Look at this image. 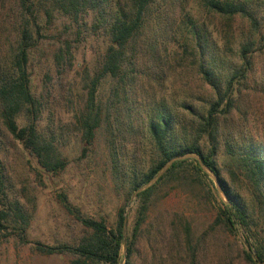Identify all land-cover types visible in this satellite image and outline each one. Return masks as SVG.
<instances>
[{"label": "trees", "instance_id": "trees-1", "mask_svg": "<svg viewBox=\"0 0 264 264\" xmlns=\"http://www.w3.org/2000/svg\"><path fill=\"white\" fill-rule=\"evenodd\" d=\"M178 1L0 0V128L34 157L39 173L56 175L66 167L68 159L60 141L62 122L59 119L56 124L57 120L45 115V112L52 114L47 111L44 102V93L51 92L47 86L51 77L45 74L43 88L37 92L31 65L35 58V48L55 17L54 12L67 17L77 27H88L90 21L91 29L100 32L106 46L96 61V67L92 71L86 70L81 76L88 108L80 112L72 124L80 126L78 131H81L83 141L91 145L97 134H101L106 146L111 148L112 156L117 159L121 154H126L128 143L132 144L129 148L139 146L131 137L127 138L128 132L146 133L149 149L155 154L149 168L141 173L133 168L126 171L112 158L115 162L112 178L126 180L128 194L149 182L168 160L178 158L160 179L177 175L181 171L187 161L179 157L197 154L201 162L219 178L227 199L221 203L218 220L228 230L237 226L247 232L245 242L248 246L244 251V259L248 264H257L256 261L264 263V246L249 243L256 220H264V145L239 138V142L227 141L223 146L228 160L251 187L250 203L255 207L256 216L240 195L221 179L219 166L214 159L219 149V141L216 140L219 113L226 115L235 107L234 95L239 91L235 85L242 80L247 82L246 78L253 70L255 59L264 53V13H259L260 3L254 0H202L200 6L208 13L204 19L194 14H184L186 22L183 24L179 20L175 26L178 18L175 14H168V10L171 12L178 6ZM5 3L9 5L6 8L8 11L1 14ZM159 8L164 14L157 11ZM236 18L247 23V31L237 40L236 57L232 63L219 51V45L215 46L219 42L213 40L214 51L208 47V24L205 19L222 20L226 24V21ZM175 28L180 30L178 38L183 39L182 43L174 34ZM223 33L227 34L225 31ZM228 43L227 36H224L222 46ZM158 49L167 52L168 58L182 59L184 53L191 54L201 79L213 91V100L209 101L205 113L195 114L196 126L193 128L198 136H206L211 142L207 152L187 138V133L185 138H180L181 130H187L184 128L187 121L181 125L178 112L170 108L165 97L147 95L146 90L140 95L143 87L148 85L147 78L154 79L150 65L153 67L157 63ZM73 58L69 41H63L52 54L53 64L58 67V71L71 66ZM229 67L232 68L229 70ZM220 72H223L224 80H221ZM257 78L260 87L264 88V67ZM156 85L160 87L162 82L158 79ZM179 106L194 114L190 105L181 103ZM146 117L147 120H144ZM141 119L144 121L140 122ZM191 123H188V127ZM193 161L195 171L200 172V163ZM6 177V167L0 155V232L8 228L24 229L23 225L28 222L23 206L8 196ZM154 187L152 185L136 195L138 209L132 237H135L145 220ZM58 198L68 211L78 212L64 194H58ZM76 219L84 232L73 245L62 244L55 248H42L41 251L70 254L74 257L70 264H119L125 225L123 208L117 209L112 228L102 219L81 214ZM20 224L23 225L16 226ZM126 238L123 264H135L132 259L134 242Z\"/></svg>", "mask_w": 264, "mask_h": 264}, {"label": "rangeland", "instance_id": "rangeland-1", "mask_svg": "<svg viewBox=\"0 0 264 264\" xmlns=\"http://www.w3.org/2000/svg\"><path fill=\"white\" fill-rule=\"evenodd\" d=\"M254 1L260 3L259 13L263 14L264 0ZM201 2L202 0H179L178 6L171 12L169 9L168 14H175L178 18L175 26L179 20L183 24L186 22L184 14H194L197 18L204 19L208 13L200 6ZM8 7V3H5L1 14H5ZM157 11L164 14L161 8ZM54 14L55 17L35 48V58L31 65L32 77L37 92L43 88L45 74L51 77V82L47 83L51 92L44 93V102L47 111L53 115L47 112L45 115L57 120L56 124L60 120L62 122L61 148L68 163L56 175L39 173L34 157L21 143L0 128V155L6 167L8 196L19 201L28 217L27 224L16 225H23L24 229L8 228L0 232V264H70L74 259L72 255L57 251L46 253L41 249L55 248L62 244L73 245L84 232L76 219L78 214L102 219L112 228L118 208H123L124 211L125 238L127 236L134 242L132 259L135 264H248L244 259V251L248 246L245 242L247 232L237 226L228 230L218 220L221 203L227 200L219 178L216 180L202 167L200 172L195 171L193 160L196 158L191 155L179 157L187 162L177 175L160 179L172 162L178 160L173 158L169 166L148 186L155 185L149 197L146 217L135 237H132L138 209L136 195L144 190L139 188L146 183L128 194L127 181L112 178L114 160L126 171L133 168L141 173L153 163L155 154L150 151L143 131L128 132L127 138L131 137L139 146L129 148L132 144L128 143L126 154H121L117 159L112 156L111 148L106 146L101 134H97L91 145L83 141L81 131H78L80 126L72 124L80 112L88 108L81 76L86 70L92 71L96 67V61L105 49L106 42L100 32L91 29L90 21L88 27H77L60 13ZM205 20L208 24V47L214 51L213 40L219 42L215 46L219 45V51L228 62L231 60L233 63L237 40L247 31V23L238 18L226 21V24L217 19ZM174 34L178 38L180 30L175 28ZM224 36L230 42L227 46H222ZM178 40L183 42L182 38ZM63 41L70 42L74 58L71 66L58 71V67L53 64L52 54ZM157 54H154L159 58L157 63L153 67L150 65L154 79L147 78L148 85L143 87L140 95L146 90L147 95L165 97L170 108L178 112L181 125L187 121L184 127L187 130H181L183 134L180 133V138H185L187 133V138L198 143L207 152L211 142L206 136H198L193 128L196 126L195 114L205 113L209 101L213 100L212 89L201 79L191 54L184 53L182 59L168 58L167 52L159 49ZM263 67L264 53L255 59L253 70L246 78L247 82L242 80L235 85L239 88L234 95L235 107L226 115L219 113L216 139L219 141V149L214 156L221 179L253 209L255 216V207L250 203L251 187L228 160L223 146L227 141L239 142V138L264 145V88L260 87L257 78ZM220 73L221 80H224L223 72ZM158 79L162 82L160 87L156 85ZM181 103L190 105L194 114L182 109L179 106ZM144 120L141 119L140 122ZM190 121L193 123L188 127ZM60 193L67 197L78 212L68 211L63 206L58 198ZM258 220L252 227L249 243L264 246V220ZM252 252L255 253L253 249ZM125 254L126 244L125 253L121 250L119 264L124 263Z\"/></svg>", "mask_w": 264, "mask_h": 264}, {"label": "water", "instance_id": "water-1", "mask_svg": "<svg viewBox=\"0 0 264 264\" xmlns=\"http://www.w3.org/2000/svg\"><path fill=\"white\" fill-rule=\"evenodd\" d=\"M187 155H191V156H194L195 158H196V160L200 163V166L202 167V168H204L206 171H208L212 176H214L215 177V179L217 180V176L208 168V167H206L202 162H201V159H200V157L197 155V154H194V153H190V154H185V155H183V156H181V157H184V156H187ZM172 160L173 159H171V160H169L160 170H159V172L157 173V175L154 177V178H152L149 182H147L145 185H143L141 188H139V190H143V189H145L146 187H148L150 184H151V182L161 173V172H163L168 166H169V164L172 162ZM125 244H126V238H125V233H124V231H123V245H122V250H123V253H125ZM258 264H262L261 262H259L258 261Z\"/></svg>", "mask_w": 264, "mask_h": 264}]
</instances>
